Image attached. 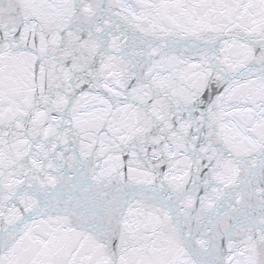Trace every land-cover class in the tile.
Returning a JSON list of instances; mask_svg holds the SVG:
<instances>
[{"label": "snow or ice", "instance_id": "obj_1", "mask_svg": "<svg viewBox=\"0 0 264 264\" xmlns=\"http://www.w3.org/2000/svg\"><path fill=\"white\" fill-rule=\"evenodd\" d=\"M0 264H264V0H0Z\"/></svg>", "mask_w": 264, "mask_h": 264}]
</instances>
